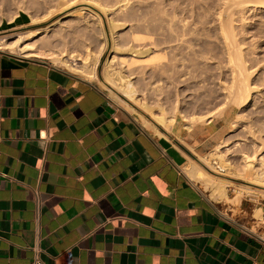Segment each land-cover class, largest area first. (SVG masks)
<instances>
[{"label": "crops", "instance_id": "obj_1", "mask_svg": "<svg viewBox=\"0 0 264 264\" xmlns=\"http://www.w3.org/2000/svg\"><path fill=\"white\" fill-rule=\"evenodd\" d=\"M38 57L0 50V264H31L34 188L47 264H264L263 199L223 212L212 190L225 185L207 178L210 194L194 180H206L202 163L166 141L170 130ZM250 188L241 199L264 196Z\"/></svg>", "mask_w": 264, "mask_h": 264}, {"label": "rangeland", "instance_id": "obj_2", "mask_svg": "<svg viewBox=\"0 0 264 264\" xmlns=\"http://www.w3.org/2000/svg\"><path fill=\"white\" fill-rule=\"evenodd\" d=\"M220 22L229 24L225 25L227 31ZM226 45L234 49L230 47L229 51ZM23 46L53 54L72 52L73 68L60 66L84 78L79 70L85 66V59L92 64L98 56L93 67L95 77L86 79L102 87L119 111L144 124L143 118L157 122L155 116L162 113L160 107L164 108L166 116L176 117L172 127L184 125L173 130L156 123L153 127L144 125L158 133L170 130L166 141L181 149L185 158L200 159L202 172L207 173L204 177L217 186L229 185L230 197L237 195L244 184L264 190V186L247 183L237 175L244 168L245 153L264 154V0H0V50L22 56L18 47ZM132 49L149 51L139 57ZM133 54L138 55L135 62ZM38 58L51 61L46 55ZM230 58L239 64L235 66ZM119 72L132 80L134 99L120 89L118 99L109 93V84H121ZM196 117L211 121L191 124ZM200 122L206 124L195 125ZM185 126L193 127L189 130ZM220 141L228 144L221 149L223 153L210 154ZM200 154L208 157L201 159ZM193 179L212 194L208 181ZM250 198L264 200L260 193L251 192L240 202L223 200L219 206L223 212L237 216L242 201L247 205Z\"/></svg>", "mask_w": 264, "mask_h": 264}, {"label": "bare ground", "instance_id": "obj_3", "mask_svg": "<svg viewBox=\"0 0 264 264\" xmlns=\"http://www.w3.org/2000/svg\"><path fill=\"white\" fill-rule=\"evenodd\" d=\"M172 12V11H171ZM183 12V11H182ZM219 13V12H218ZM170 14H172V13H170ZM180 14V13H179ZM177 16V15H176ZM221 17V16H220ZM187 18V17H186ZM176 19V18H175ZM181 19H182V17H181ZM155 19H153V21H154ZM149 21V20H148ZM180 22V21H179ZM185 22V21H184ZM215 22V21H214ZM182 24H184L183 22H181ZM187 23V22H186ZM191 22H189V24H190ZM225 23H227V22H225ZM224 22H223V25H222V23L220 22V24H221V26L220 27H222V26H225V25H228L227 27H229V24L227 23V24H225ZM176 24H177V22H176ZM151 25V24H150ZM158 25V24H157ZM173 25V24H172ZM194 25H196V24H194ZM149 26V25H148ZM154 26V25H153ZM166 26V25H165ZM167 26H169V25H167ZM186 26V25H185ZM188 26V25H187ZM226 26L224 27V30H226V28H227ZM167 28V27H166ZM177 28V27H176ZM186 28V27H185ZM194 28H195V26H194ZM223 28V27H222ZM163 29V28H162ZM165 29V28H164ZM179 30H181V29H179ZM179 30H178V32H179ZM159 31V30H158ZM181 31H183V29L181 30ZM185 31H187V29L185 30ZM190 31V30H189ZM222 31V33L224 32L223 30H221ZM227 31V30H226ZM224 32L223 34L224 35H226L225 37H226V39L228 40L229 38H227L229 35L227 34V32ZM193 32V31H192ZM187 33V32H186ZM190 33V32H189ZM161 34H163V33H161ZM172 34V33H171ZM170 34V35H171ZM180 34V33H179ZM183 34V36H184V32L182 33ZM192 34V33H191ZM168 35V34H167ZM169 35V36H170ZM181 35V34H180ZM186 35H188V34H186ZM231 35V34H230ZM168 36V37H169ZM172 36V35H171ZM173 36H175V35H173ZM177 36H178V33H177ZM193 35H191V37H192ZM195 36H197V35H195ZM223 36V35H222ZM180 36H178V38H179ZM182 37V36H181ZM200 37V36H199ZM232 37V36H231ZM164 38V37H163ZM176 39H178L177 37H175ZM183 38V37H182ZM185 38V37H184ZM184 38L183 39H181V40H184ZM222 38V37H221ZM234 37H232L231 38V41H232V39H233ZM172 39V38H171ZM174 39V38H173ZM225 39V40H226ZM181 40H179L178 39V41H181ZM187 40H188V38H187ZM230 40V39H229ZM165 41V40H164ZM173 41V40H172ZM223 41H224V39H223ZM234 41V40H233ZM233 41L232 42H230L231 44L233 43ZM192 42V41H191ZM190 42V43H191ZM228 42V41H227ZM158 43V42H157ZM229 43V44H230ZM152 45H153V43H151ZM180 44V43H179ZM225 44H227L228 45V43H226V41H225ZM237 44V42L235 43V45ZM181 45V44H180ZM185 45H186V43H185ZM195 45V44H194ZM193 45V46H194ZM226 45V46H227ZM234 45V46H235ZM170 46V45H169ZM169 46H167V47H169ZM173 46V45H172ZM182 46V45H181ZM233 46V47H234ZM153 47H154V45H153ZM176 47V46H175ZM174 47V48H175ZM179 47V46H178ZM184 47H186V46H184ZM228 48H227V50H229L230 51V47H231V45L230 46H227ZM170 48V47H169ZM150 49V48H149ZM149 49H147V50H145V51H137L136 49H132V52L134 53V52H137L136 54H142V53H144V52H147V51H149ZM173 49V48H172ZM178 49V50H177ZM177 49H173V50H177V51H181V50H179V48H177ZM180 49H182V48H180ZM192 49V48H191ZM231 49H234V48H232L231 47ZM158 50V49H157ZM190 50V49H189ZM226 50V51H227ZM14 51V50H13ZM177 51H175V52H177ZM167 52H169V51H167ZM173 52V51H172ZM174 52V53H175ZM18 53L19 54H21L22 56H26V57H31V56H48V58L50 59V60H52L54 63H56V64H61V65H64V66H66V67H68V68H73V67H71V59L70 58H72V52H69V51H67L66 52V54H62V53H60V54H53V53H48V52H38V51H33V50H31V49H29V48H26L25 46H23V47H18ZM173 53V54H174ZM183 53V52H182ZM230 53L231 52H229V57H231L230 56ZM132 54V53H131ZM134 55L133 54V56L131 57L132 58V60H133V62H135V61H137V57H138V55ZM172 54V55H173ZM179 54V53H178ZM232 54H234L233 52H232ZM231 54V55H232ZM181 55V54H180ZM236 55V54H235ZM141 55H139V57H140ZM182 56V55H181ZM98 56H95L94 57V59L92 60V64H90L91 63V60L88 62L87 61V59H85V62H84V67H83V69H80L79 70V72L81 73V74H83L86 78H88V79H92L93 77H95V73H94V71H93V67H94V64H96V62L99 60V58H97ZM233 57H235V56H233ZM232 57V58H233ZM158 57H154L153 59H157ZM232 58H230V62L232 63H234L235 61H233V59ZM173 59V58H172ZM235 59V58H234ZM239 59V58H238ZM239 61V60H238ZM162 62V61H161ZM237 63V64H236ZM159 64V63H158ZM235 66L236 65H238L239 63L236 61L235 63ZM241 64V63H240ZM157 65V64H156ZM165 65V64H164ZM164 65H162L163 67H164ZM232 66H234V65H232ZM232 66H230V68L232 69ZM235 66L233 67V68H235ZM194 67V66H193ZM242 67V66H241ZM239 69V68H238ZM238 69H237V71H238ZM84 70V71H83ZM234 70H236V69H234ZM240 70H241V68H240ZM233 73H234V71H233ZM238 73V72H237ZM118 74V79L119 80H121V84H116V83H114L113 81H111V80H109L111 83H112V85L111 84H109L108 85V87H109V93L113 96V97H115L116 99H118L119 98V92H118V90L117 89H120V90H122L124 93H125V95L128 97V98H133L134 99V95L136 94V89H135V87H134V85H133V83L131 82L132 80L131 79H127L126 78V75H123L121 72H119V73H117ZM231 74V73H230ZM242 74V73H241ZM235 75V77H236V75L237 74H234ZM245 75V74H244ZM243 75V76H244ZM242 76V78H244ZM234 78V77H233ZM239 78H241L240 76H239ZM241 78V79H242ZM238 79V78H237ZM245 79V78H244ZM243 80V79H242ZM234 81V80H233ZM235 82V81H234ZM244 82L246 83V81L244 80ZM243 82V83H244ZM114 84V85H113ZM222 84V83H221ZM231 84V83H230ZM230 84H228V85H230ZM228 85H227V88L229 89L230 87H228ZM233 85V84H232ZM238 85H240L239 84V81H238ZM247 85V84H246ZM226 86V85H225ZM231 86V85H230ZM242 86V85H241ZM247 87V86H246ZM222 88H223V86H222ZM224 88H226V87H224ZM237 88H238V86H237ZM245 88V87H244ZM233 89V88H232ZM241 89V88H240ZM247 89V88H246ZM225 90H227V89H225ZM236 90V89H235ZM178 91V90H177ZM232 91V90H231ZM239 91V90H238ZM249 91V90H248ZM228 92V91H227ZM236 92V91H235ZM230 93V92H229ZM238 93H240V92H238ZM227 94V93H226ZM242 94V93H241ZM235 95V94H234ZM239 95V94H238ZM228 96H229V94H228ZM231 96V95H230ZM243 96V95H242ZM229 98V97H228ZM230 99V98H229ZM232 99V98H231ZM240 99V98H239ZM238 99V100H239ZM235 100V99H234ZM179 101V100H178ZM162 105V104H161ZM160 109H161V111H162V113L160 114V115H156L155 116V119H156V121L159 123V124H162V125H164L167 129L168 128H170L171 126H172V124L174 123V121H175V119H176V117L175 116H172V117H168V116H166V113H165V109L164 108H161L160 107ZM219 110V109H218ZM217 113L219 112V111H216ZM223 112V109H222V111H220L219 113H222ZM209 113H213V112H209ZM215 113V112H214ZM213 113V114H214ZM218 113V114H219ZM210 116H211V114H209ZM219 115H221V114H219ZM213 116V115H212ZM211 116V117H212ZM190 117V116H189ZM207 117H209L208 115H207ZM141 119V118H140ZM205 118L204 117H196V118H194L192 121H191V124L192 123H194V122H196V121H203ZM211 119V118H210ZM142 120H144V118L142 119ZM205 120H209L208 118L207 119H205ZM190 122V121H189ZM147 125V124H146ZM155 126V125H154ZM236 145V144H235ZM226 146H228V144L226 145V143H223V142H220V144L216 147V149L215 150H213L212 152H210V154L212 153H216V151H219V152H221V149L223 148V147H226ZM230 147V146H229ZM229 147H227V149L229 148ZM215 151V152H214ZM229 151V150H228ZM223 152H221V154H222ZM225 153V152H224ZM258 152H256V154H257ZM219 154V153H218ZM216 155V154H215ZM244 155V154H243ZM212 156V158H213V155H211ZM221 156H223V155H221ZM207 157H208V155H207ZM210 157V156H209ZM225 157V156H224ZM244 158V168H243V170L241 171V173H239V174H237V175H239V176H241L247 183H251V184H259V185H262V186H264V154L263 153H261V154H259L258 153V155H248V154H246L245 153V156H243ZM211 158V157H210ZM203 159H206V158H203ZM213 160V159H212ZM224 160L226 161V159L224 158ZM207 161V160H206ZM210 161H211V159H210ZM220 161V160H219ZM213 162V161H212ZM214 162H217V159L215 158V161ZM208 164H210V163H208ZM216 164V163H215ZM257 164H259L261 167H257L256 165ZM214 165V164H213ZM221 165L223 166V164H222V162H221ZM224 165H226V164H224ZM215 167V166H214ZM224 167V166H223ZM226 167V166H225ZM238 167V166H237ZM231 168V167H230ZM198 169H200L199 167L195 170V168H194V170L195 171H193V172H196V171H198ZM229 169V168H228ZM201 170V169H200ZM203 171V170H202ZM202 171H200L199 172V174H200V176H207V175H205V174H207L206 172L204 173V172H202ZM235 174V173H234ZM194 175H196L195 173H194ZM197 176H198V173H197ZM204 178H206V181H208V179H207V177H204ZM240 178V177H239ZM223 182V181H222ZM220 183H221V181H220ZM227 182L226 181H224V184H226ZM225 187V186H224ZM224 187H214L213 188V192L214 193H216V197L218 198V199H220V200H230L229 202H233V203H236V202H238L239 200H240V198H241V196H242V194H243V191L245 190V189H247V188H250V185H247V184H244V185H241V187L239 188V189H237L238 190V194L237 195H235L234 197H229L228 196V194H227V189L226 188H224ZM227 211V210H226ZM262 219V218H261ZM261 222V221H260Z\"/></svg>", "mask_w": 264, "mask_h": 264}, {"label": "built area", "instance_id": "obj_4", "mask_svg": "<svg viewBox=\"0 0 264 264\" xmlns=\"http://www.w3.org/2000/svg\"><path fill=\"white\" fill-rule=\"evenodd\" d=\"M33 199L35 203V229H34V241L30 245V249L32 251V261L31 264H47L45 260L46 250L43 245V233H42V196L41 192L38 188L33 189Z\"/></svg>", "mask_w": 264, "mask_h": 264}]
</instances>
